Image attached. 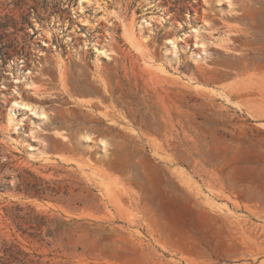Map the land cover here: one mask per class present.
Listing matches in <instances>:
<instances>
[{
  "label": "rangeland",
  "instance_id": "374dc122",
  "mask_svg": "<svg viewBox=\"0 0 264 264\" xmlns=\"http://www.w3.org/2000/svg\"><path fill=\"white\" fill-rule=\"evenodd\" d=\"M2 263L264 264V0H0Z\"/></svg>",
  "mask_w": 264,
  "mask_h": 264
},
{
  "label": "bare ground",
  "instance_id": "6f19581e",
  "mask_svg": "<svg viewBox=\"0 0 264 264\" xmlns=\"http://www.w3.org/2000/svg\"><path fill=\"white\" fill-rule=\"evenodd\" d=\"M18 105H20L19 102L13 103V105H12V108H11L10 114H9V118H8V122L10 125H14V123H15V115H13V111L16 107H18ZM21 105L25 108H29V106L24 104V103H21Z\"/></svg>",
  "mask_w": 264,
  "mask_h": 264
},
{
  "label": "trees",
  "instance_id": "16d2710c",
  "mask_svg": "<svg viewBox=\"0 0 264 264\" xmlns=\"http://www.w3.org/2000/svg\"><path fill=\"white\" fill-rule=\"evenodd\" d=\"M11 254H10V256H11V258L14 260V261H18V259L15 257V255H18L19 253H12V252H10ZM2 264H5V263H2Z\"/></svg>",
  "mask_w": 264,
  "mask_h": 264
},
{
  "label": "snow or ice",
  "instance_id": "6c2138e0",
  "mask_svg": "<svg viewBox=\"0 0 264 264\" xmlns=\"http://www.w3.org/2000/svg\"><path fill=\"white\" fill-rule=\"evenodd\" d=\"M18 107H19V105H18Z\"/></svg>",
  "mask_w": 264,
  "mask_h": 264
}]
</instances>
